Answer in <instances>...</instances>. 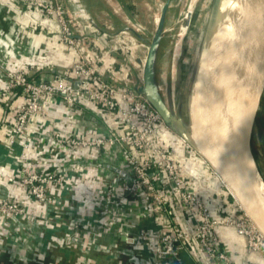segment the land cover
<instances>
[{
    "label": "crops",
    "instance_id": "crops-1",
    "mask_svg": "<svg viewBox=\"0 0 264 264\" xmlns=\"http://www.w3.org/2000/svg\"><path fill=\"white\" fill-rule=\"evenodd\" d=\"M46 1L66 6V0ZM82 1L95 24L107 32V43H104L103 48L94 46V40L84 22L79 19L69 17L75 45L68 46L60 40L61 29L56 17L48 16L30 5L22 7L14 0L0 2L5 11L4 19L0 20V28L10 38H4L8 43V55L0 50V64L5 67L1 68L3 74H0V78L8 72L25 70L33 80L51 74L71 79L72 63L83 59L95 67L103 80L115 86L152 91L167 111V119L162 118L157 139L163 146L172 149L185 183L200 194L217 217L241 213L238 204L218 175L190 147L184 137L185 133L173 124L163 87L158 84L159 72L153 64L159 59L156 53L162 39V18L169 0L163 3L159 15L155 6L157 0ZM111 38L113 42H110ZM12 40L14 44H11ZM113 44L138 46L130 47L128 55L122 48L111 51L109 47ZM144 47L147 49L143 52ZM161 75L163 76L162 73ZM18 92L17 89L7 99L0 101L3 126L8 123L6 118L15 115L16 101L20 99ZM45 107L50 116L46 119L36 116L30 123L34 141L28 155L38 171L51 170L76 176L62 191L61 198L65 202L62 204L66 211L63 220L69 223L76 221L81 229L77 235L81 241L66 242L64 232L59 227L50 228L26 221L16 223L6 229L5 234H0V264H15V255H19L18 259L23 260L22 252L23 249L29 248V242H32V249L41 256H54L51 259L54 264H91L93 259L94 264H103L100 258L92 257L93 252H99L98 248L101 247L98 241H107L105 248L114 245L115 241L118 242L115 244L116 253L125 257L127 264H161L154 259L159 246L158 238L151 239L144 247L145 250L135 245L134 253L125 250L124 243L129 241L121 239V235H126L123 234L125 231L130 237H134L137 226H153L146 216L148 198L139 191L126 198L129 202L123 205V209L114 211L113 215L109 211L110 189L132 178L120 149L117 146L101 150L78 147L73 152H66L51 144L48 137L50 132L56 129L67 135L84 138L90 135H107L110 132L119 133L120 130L114 121L115 115L94 102L77 98L74 105L69 106L62 99L50 97L46 99ZM3 122L0 121V125ZM5 138V132H0V196L8 194L12 199L27 201L24 190L13 177L10 164L7 163L9 153L2 144L5 143ZM100 191L106 193V198L101 209L97 210L94 209L93 197ZM170 208L173 221L182 230L191 232L192 226L180 204L172 202ZM217 235L230 252L233 264H264L263 255L256 251H247L244 237L238 235L233 228L219 227ZM59 240H62L61 243ZM185 244L193 262L207 263L205 255L194 240ZM105 248L103 251L108 250ZM4 257H7V261L2 262L1 258ZM19 262L18 264H29Z\"/></svg>",
    "mask_w": 264,
    "mask_h": 264
},
{
    "label": "built area",
    "instance_id": "built-area-1",
    "mask_svg": "<svg viewBox=\"0 0 264 264\" xmlns=\"http://www.w3.org/2000/svg\"><path fill=\"white\" fill-rule=\"evenodd\" d=\"M20 1L35 6L48 16L56 17L61 29L60 40L65 45H75L69 17L84 22L94 46L103 48L104 43H107V32L91 19L82 0H66V6L46 0ZM109 40L113 42V38ZM70 74L71 79L51 74L38 80H33L25 70L1 75L0 101L7 99L17 89L20 94L15 115L6 118V126H3L4 118H0L3 122L0 132H5L6 141L2 144L9 153L7 163L10 164L13 177L24 190L27 201L12 199L8 194L0 196V234H5L6 229L13 224L26 221L61 228L66 242L72 241L71 237H79L77 235L81 229L76 221L69 223L63 220L66 211L61 198L62 191L76 176L51 170L38 171L28 155L34 141L30 123L36 116L45 119L50 116L45 107L46 99L57 97L72 106L77 98L94 102L113 113L120 132L84 138L67 135L56 129L48 137L51 144L66 152H73L78 147L101 150L117 146L120 149L132 178L110 189L109 211L111 214L120 211L129 202L126 198L139 191L148 198L146 216L153 226H137L134 238L126 231L123 233L135 240L137 246L144 248L151 239L158 238L155 261L161 264H201L191 260L185 244L194 240L205 255L206 264H233L230 252L217 235L219 227H231L244 237L247 251H256L264 257V239L241 210V213L233 216L217 217L200 194L185 183L172 149L163 146L157 139L162 117L141 92L103 80L95 67L83 59L72 63ZM74 80L79 82L78 86L73 84ZM93 198L94 209L99 210L106 193L100 191ZM172 202L179 203L184 210L192 226L191 232L182 230L173 221Z\"/></svg>",
    "mask_w": 264,
    "mask_h": 264
},
{
    "label": "water",
    "instance_id": "water-1",
    "mask_svg": "<svg viewBox=\"0 0 264 264\" xmlns=\"http://www.w3.org/2000/svg\"><path fill=\"white\" fill-rule=\"evenodd\" d=\"M0 4V16L2 14ZM4 38L6 33L2 32ZM14 44V41H10ZM221 67L212 98V118L206 134L200 126L203 81L194 109L189 108V134L196 153L222 183L264 239V183L251 149V135L264 88V0H230L228 20L220 44ZM9 57H11L9 55ZM5 69L0 64V74ZM146 74L148 63L146 66ZM145 79L148 82L147 76ZM75 86L79 85L74 81ZM161 115L167 111L152 91L137 89ZM122 240L132 241L126 235ZM81 241L80 237H71Z\"/></svg>",
    "mask_w": 264,
    "mask_h": 264
},
{
    "label": "rangeland",
    "instance_id": "rangeland-1",
    "mask_svg": "<svg viewBox=\"0 0 264 264\" xmlns=\"http://www.w3.org/2000/svg\"><path fill=\"white\" fill-rule=\"evenodd\" d=\"M14 2L22 7L28 6L27 3L20 0H14ZM164 2L165 0L156 1L158 15ZM218 4L219 0H169L167 10L162 18V39L156 53L159 59L155 60L153 66L159 72L157 80L167 97L164 96L171 120L186 135L189 134L188 89L192 78L193 64L199 45H208L217 17ZM29 5L37 9L31 4ZM133 46L138 45L113 44L109 48L111 51H118L122 48L126 54L130 55V47L133 48ZM145 49L147 48L144 47L142 51L144 52ZM187 142L194 150L191 141L187 140ZM251 149L264 183V88L251 135ZM106 242L98 241L101 247L98 248L99 252H93L92 257L100 258L103 264H113V262L114 264H127L125 257L116 253L115 244L118 242L115 241L114 245L106 247L108 250L103 251ZM30 244L32 242H29V248L23 249V260L18 259L19 255L13 257L15 264L20 263L19 261L29 264H54L51 262L54 256L43 257L33 250ZM5 260L7 261V257L1 258L2 262ZM91 264H94V259Z\"/></svg>",
    "mask_w": 264,
    "mask_h": 264
},
{
    "label": "bare ground",
    "instance_id": "bare-ground-1",
    "mask_svg": "<svg viewBox=\"0 0 264 264\" xmlns=\"http://www.w3.org/2000/svg\"><path fill=\"white\" fill-rule=\"evenodd\" d=\"M229 3L230 0H219L217 17L213 31L211 32L208 45H199L198 47L197 56L192 69V78L188 89V102L191 110H193L198 85L201 81L204 83L202 88L203 96L200 104V126L205 134L209 131L213 113L211 103L214 89L216 87V80H218V75L220 73V44L227 26Z\"/></svg>",
    "mask_w": 264,
    "mask_h": 264
},
{
    "label": "flooded vegetation",
    "instance_id": "flooded-vegetation-1",
    "mask_svg": "<svg viewBox=\"0 0 264 264\" xmlns=\"http://www.w3.org/2000/svg\"><path fill=\"white\" fill-rule=\"evenodd\" d=\"M5 14V11L4 10H2V14H1V16H0V20H3L4 18V15ZM3 18V19H2ZM1 29V28H0ZM2 30V29H1ZM2 32H4L3 30H2ZM0 50H2V51H4L7 55H8V43H6L5 42V40H4V35H1V32H0ZM129 226V225H128ZM130 228L132 227L131 225L129 226ZM133 227H134V225H133ZM134 228H136V227H134ZM132 238H134V237H132ZM135 245H137V243H136V241L135 240H133L132 239V241H129V242H125L124 243V246H126L125 247V250H127V251H129V252H131V253H134L133 252V250H134V246ZM122 252H124V250H122Z\"/></svg>",
    "mask_w": 264,
    "mask_h": 264
}]
</instances>
